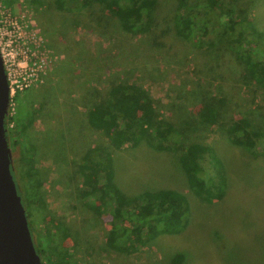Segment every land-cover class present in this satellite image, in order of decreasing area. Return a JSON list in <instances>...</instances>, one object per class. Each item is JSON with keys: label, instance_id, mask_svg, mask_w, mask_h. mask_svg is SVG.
<instances>
[{"label": "rangeland", "instance_id": "obj_1", "mask_svg": "<svg viewBox=\"0 0 264 264\" xmlns=\"http://www.w3.org/2000/svg\"><path fill=\"white\" fill-rule=\"evenodd\" d=\"M229 3L243 9L247 31L263 53L264 0ZM176 4L157 0L149 30L132 34L98 4L58 10L53 0H0L9 114L19 118L28 107L34 116L21 140L35 146L43 206L30 209L28 219L42 264L50 261L55 244L64 248L67 264H172L177 252L183 254L178 264H264V98L227 49L217 22L212 25L216 30L192 40L175 33ZM117 81L144 88L157 119L171 123L184 142L208 147L202 174L208 187L221 193L219 200L210 204L190 191L176 151L155 150L145 137L134 147L114 146L87 124V108ZM205 104L218 109L216 123L197 121L194 110ZM237 115L259 132L250 147L230 141L228 120ZM22 141L9 148L20 193V182H26L19 168ZM87 148H97L107 159L113 186L126 198L158 189L183 194L187 225L157 234L132 253L109 249V217L90 210L96 200L85 202L76 170ZM55 220L67 224L69 234L64 238L57 232L48 242L44 224Z\"/></svg>", "mask_w": 264, "mask_h": 264}, {"label": "trees", "instance_id": "obj_2", "mask_svg": "<svg viewBox=\"0 0 264 264\" xmlns=\"http://www.w3.org/2000/svg\"><path fill=\"white\" fill-rule=\"evenodd\" d=\"M53 4L58 10H79L92 4L101 5L117 20L123 31L134 34L149 30L157 0H53ZM243 13V9L234 8L229 0H177L172 16L173 27L175 33L185 38L192 37V40L202 33L216 30L212 25L217 22L221 28L220 34H225L227 49L233 58L243 64L248 79L264 98V52L257 51L258 39L247 31ZM17 96L18 93L15 95L16 101ZM222 101L221 97L218 98L217 104L220 105ZM30 112L27 107L20 112L19 118H15L9 114L7 107L5 139L10 149L16 143H21V137L25 139L26 131L34 120ZM194 114L197 121L205 125L216 123L219 115L218 109L211 104L196 107ZM85 118L91 128L102 131L114 146L123 144L134 147L145 137L155 150L176 151L190 191L199 200L210 204L221 198L216 188L208 187L202 174L201 161L208 147L196 142H184L183 134L171 123L157 119L152 99L141 86L123 81L109 83L101 99L87 108ZM227 132L232 143L245 147H250L253 139L259 135L249 120L240 115L229 117ZM22 142L19 168L23 170L20 178L23 181L26 179V182H19L28 218L30 209H39L43 205L38 171L33 162L35 146L27 139ZM96 150L87 148L76 170L82 176L85 202L87 198L96 200L89 204L91 199H88L90 210L109 217L110 228L105 240L109 249L132 253L157 234L178 232L187 225L188 205L183 194L171 189H158L141 191L127 198L122 196L113 186L107 159L103 160ZM50 222L44 224L48 242L55 239L57 232L64 238L69 234L67 224L59 220ZM28 224L32 230L29 219ZM55 245L56 250L51 258L48 257L50 261L47 264H67L64 248ZM36 249L42 259V250L38 246ZM182 258L183 254L177 252L171 263L178 264Z\"/></svg>", "mask_w": 264, "mask_h": 264}, {"label": "water", "instance_id": "obj_3", "mask_svg": "<svg viewBox=\"0 0 264 264\" xmlns=\"http://www.w3.org/2000/svg\"><path fill=\"white\" fill-rule=\"evenodd\" d=\"M9 85L0 54V264H42L5 139Z\"/></svg>", "mask_w": 264, "mask_h": 264}, {"label": "built area", "instance_id": "obj_4", "mask_svg": "<svg viewBox=\"0 0 264 264\" xmlns=\"http://www.w3.org/2000/svg\"><path fill=\"white\" fill-rule=\"evenodd\" d=\"M1 54V53H0ZM2 58V56H1ZM3 61V60H2ZM4 64V63H3ZM6 70V69H5ZM6 76H7V73H6ZM7 81H8V78H7ZM8 85H9V81H8ZM9 97H10V87H9Z\"/></svg>", "mask_w": 264, "mask_h": 264}]
</instances>
